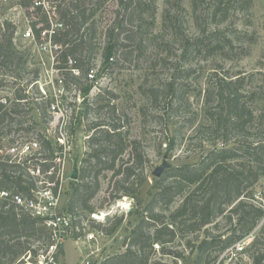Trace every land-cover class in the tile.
Here are the masks:
<instances>
[{"label": "rangeland", "instance_id": "374dc122", "mask_svg": "<svg viewBox=\"0 0 264 264\" xmlns=\"http://www.w3.org/2000/svg\"><path fill=\"white\" fill-rule=\"evenodd\" d=\"M144 1L150 3L151 7L142 14L144 19L140 21L144 28H147L141 43L139 40L132 42L126 49L125 57L118 54L115 56V61L110 60L108 66L104 65L102 53L105 33L110 22L116 17L113 10L117 8L116 2L110 0L107 4L108 11L106 9L102 17L99 16L102 12L97 13L95 17L97 20L100 19L97 39L100 47L96 50L90 65L98 68L96 80L82 81L86 86L83 89L81 85L78 88V85H74L75 82L70 81L62 86L56 77L49 85H46L45 79H42V86L47 92L45 97L41 85L34 83L40 76V66L32 57L33 44L22 36L29 21H38L40 14L32 8L24 9L20 0H0V40L6 30V22L16 26L18 34L15 33L14 43L18 49L24 51L27 60L24 71L20 73L11 71L10 65H3L0 60L2 82L0 100L21 94L26 97L23 102L29 101L23 109L27 112L23 115L27 121L22 125L14 123L10 126L13 131L4 137V153H0L9 152L25 158L27 155H20L21 143L28 137V142L42 143L39 136L51 141L54 157L50 156V158H53L54 163L57 164L61 155L64 161L60 200L64 210L68 211L67 205L78 181L72 179V174L75 168L80 171L82 160L86 157L87 138L92 132L89 131L91 121L106 118L108 123L116 122L112 111L115 105L118 109L116 115L121 112L124 114L123 120H126V115L131 119L125 127L129 130L131 138H138L142 142L145 157L144 173L147 180L139 195L141 201L129 195L112 199L107 189L109 186L110 191L113 189L116 178L112 177V172L109 171L106 172L107 177L101 176V189L88 202L92 210L109 211L108 216L102 217L105 218L103 221H93L92 212L83 208L84 210L80 212V220L75 222L80 230L84 227L82 230L84 233L93 231L100 234L99 244L93 245L94 248L98 246L100 251L98 255L88 257L91 264H100L109 256L127 250V236L140 220L147 216L144 212L146 204L158 191L176 181L172 176L164 178L165 173L171 168L165 170L160 178L153 175L154 169L162 164L166 154L168 162L173 165L172 168L188 171L199 164L210 151L224 146V138L217 136L216 122L211 115L219 104L216 93L221 78L235 81L234 87L244 95L242 100L246 102L252 113L253 120L248 128L250 135L234 137L229 144L239 146L242 143H251L253 146H259L260 151H255L256 157L253 162L262 167L259 170L261 176L252 189L253 199L250 198L248 201L264 210V148L262 147V144L264 145V0H249L248 3L246 0ZM45 3L50 9L48 1ZM220 5L222 11L217 10ZM225 8H228V11L225 12ZM168 13L173 17L170 18ZM166 16L169 17V21H166ZM172 21L180 28L175 30ZM215 31H219L224 47L216 50L214 54L208 55V51L205 50L207 48L199 53L191 47L187 49L186 39L193 41ZM230 39L233 47L227 45ZM183 70L189 71L182 72ZM170 82H175L174 92L167 87V83ZM156 86L170 92L168 96L162 92L161 106L158 102L153 103L149 93L150 88ZM100 93L103 94V98L99 96ZM56 94L62 100L64 118L55 119L49 108L48 116L43 118L38 110L39 105L46 99L51 100ZM90 106L92 111L86 116ZM16 117L20 118V115ZM23 128H33L25 138L21 135L27 133ZM18 129L23 131L18 133L16 132ZM128 157L127 152L124 155V165ZM241 158L253 159L242 156L237 160H242ZM36 179L38 182L50 181L45 174L40 177L36 175ZM195 186H187L185 192L178 195L170 205L162 202L155 213L169 217ZM231 208L232 206L207 226L212 234H227L236 228L237 215L229 212ZM231 214L233 223L229 218ZM118 217H122L123 221L112 234L102 233L94 226L98 223H101L102 227L111 226ZM106 220L107 223L104 222ZM177 220L178 224L175 225L177 236L174 241L164 243L157 240L161 244V250L166 247L172 253L153 252L149 264H155L160 260L171 264L195 263L198 251L197 248L193 251V247H197L206 238L205 229L198 234L191 233L185 226L184 217ZM84 223L86 225H83ZM256 236L261 238L259 247H264V217L245 237L252 238L253 242ZM167 238L169 237L166 236ZM76 239V236L66 239L58 254V264H81L86 258L89 252L88 245H82ZM33 244L35 248H40V254L32 258L29 254L23 264H40V261L42 264H47L42 256L47 247L45 242L39 240L34 241ZM220 246L207 252L206 258L210 262L205 264H210L215 257L225 252L221 251ZM256 248L257 246L254 247L251 243L236 259L233 261L227 259L224 264H254ZM145 251L148 252L149 249ZM174 254L179 256L175 257ZM217 262L218 259L212 264Z\"/></svg>", "mask_w": 264, "mask_h": 264}, {"label": "trees", "instance_id": "16d2710c", "mask_svg": "<svg viewBox=\"0 0 264 264\" xmlns=\"http://www.w3.org/2000/svg\"><path fill=\"white\" fill-rule=\"evenodd\" d=\"M38 1L42 0H20V4L27 10L34 8L40 14V19L32 23L37 35L40 34L37 25L41 24V29L48 27L52 13L55 19L63 23L64 27L54 37V41L62 45L63 48L58 57V67L62 70L65 82H75V86L78 85L80 88L79 85H81V88L84 89L86 86L82 81H85L87 70L91 66L96 50L100 47L97 41L100 19L97 20L95 17L99 12H102L100 17L104 15L110 0H47L51 10L42 4L35 5ZM113 1L117 5V8L113 10L116 17L106 29L102 53L106 66L109 65L111 57L114 58V61L118 54L125 57L126 49L132 42L135 43L139 40L141 43L143 41L147 28H144L140 21L144 19L142 14L151 7V4L144 0ZM246 2L248 3L249 0ZM218 9L222 11V6L220 5ZM226 11L228 8H225ZM168 16L173 17L170 13ZM168 18L166 16V21ZM106 23L108 24V22ZM173 25L175 30L180 28L174 22ZM5 28L0 40V60L4 63L3 65H10L11 71L23 72L27 60L24 51L18 49L14 43L16 26L6 22ZM185 44H187V49L191 47L198 53L207 48L205 50L208 51V55L214 54L216 50L224 47L219 31L205 34L193 41L186 39ZM227 45L233 47L231 39ZM70 58L76 60L74 67L81 70V76H75L70 70ZM188 71L183 70L182 72ZM218 82L219 90L216 96L219 104L211 115L216 122L217 136L224 138V146L216 147L210 151L199 164L188 171L177 168L168 170L164 178L172 176L176 178V181L158 191L146 204L144 212L147 213V216H144L127 236V250L109 256L100 264H149L154 252V243L157 240L164 243L173 242L177 236L175 227L178 224L177 219L182 217L185 218V226L191 233L198 234L205 229L206 238L197 247H193V251L196 248L198 251L194 264L209 263L210 261L206 258L207 252L218 245H221L222 252L225 251L238 240L247 236L264 217V210L248 201L250 198L253 199L252 189L261 176L259 170L262 167L253 162L256 157L255 151H260V148L251 143H242L239 146H230L229 144L234 137L250 135L248 128L253 120L252 113L246 102L242 100L244 95L234 87L235 81L221 78ZM1 83L0 81V86ZM167 87L174 92L175 82L167 83ZM162 92L165 96L170 95L168 90L163 91L160 87L150 88L149 93L153 103L158 102V105L161 106ZM102 95V93L99 94L101 98H103ZM115 98L116 96H114ZM23 99L26 97L20 94L14 98L7 96L8 104L0 100V149L4 147V137L13 131L10 126L14 123L22 125L27 121L26 118H23V115L27 113L23 109L29 101L23 102ZM50 104L51 100L46 99L39 105L38 110L43 118L48 116L47 109ZM11 106L13 107L11 108ZM117 110L114 105L112 111L116 122L108 123L106 118L91 121L89 131L92 132L87 138L88 151L82 160L77 185L67 205L68 212L76 218V222L80 220V212L84 210L83 208L95 212L88 202L100 191L101 176L107 177L106 172L109 171L112 172V177L116 178L113 189L110 191V186L107 189L112 199H120L129 195L141 201L139 195L147 180L144 173L143 145L138 138H131L129 130L125 129L131 119L126 115V120H123L124 114L119 112L116 115ZM91 111L92 107L90 106L86 116ZM17 115H20V118L16 117ZM32 129L23 128L27 133L21 134L22 137L25 138ZM21 130L18 129L16 132L20 133ZM39 139L42 141L43 148L40 156L19 160L7 153L0 154V190L30 194L31 189L35 186V177L29 172L31 167L40 168L41 173H46L53 168L52 173L46 175L50 182L56 184L55 189L58 190L61 184L59 176L61 166L58 163L55 164L53 158H50V156L54 157L51 141L40 136ZM26 141H29V137ZM262 147L264 148L263 144ZM127 152L129 157L124 165V155ZM242 156L253 157V159L241 158L242 160H237ZM41 159L47 161L44 162ZM51 159L52 161H48ZM177 178H179L178 181ZM190 185L196 186L169 217L155 213L162 202L170 205ZM5 203L0 202V264H23L29 254H31V258L34 255L38 256L40 248L34 247V241H44L47 246L46 253L51 244V237L40 220L17 209L15 205H10L5 209ZM231 206L229 212L237 215L236 228L227 234H212L207 226L215 222ZM229 218L233 223V215ZM122 221L123 218L118 217L111 226L102 227L101 223L94 226L98 227L102 233L112 234ZM152 229L154 230L152 231ZM166 236L169 238L166 239ZM260 239V236H256L252 242V246H257L254 264H264V247H259ZM146 249L149 251L146 252ZM161 251L163 254L172 253L166 247ZM174 256L178 257L179 255L174 254ZM218 258L219 256L215 257L210 264ZM155 264L171 263L160 260Z\"/></svg>", "mask_w": 264, "mask_h": 264}, {"label": "built area", "instance_id": "2783aa9c", "mask_svg": "<svg viewBox=\"0 0 264 264\" xmlns=\"http://www.w3.org/2000/svg\"><path fill=\"white\" fill-rule=\"evenodd\" d=\"M45 1L42 0L35 3V5L42 4L47 7ZM34 9V8H32ZM35 10V9H34ZM34 21L30 22L28 26L22 33V36L29 40L33 44L32 57L37 61L40 66V76L37 77L34 81L35 84L41 85L42 92L44 96L47 97V92L43 88L42 79H45V84L49 85L55 77L58 82L64 86L65 78L62 73V70L58 67V57L61 52L62 45L54 41L55 35L58 31L64 27L63 23L55 19L53 15L50 16V25L46 28L41 29V24L37 25V28L40 29V34L37 35L36 31L32 25ZM17 33V32H16ZM18 34V33H17ZM111 61H114V58H110ZM76 60L70 58L69 64L71 66V71L75 76H81V70L74 67ZM98 68L97 66H90L87 70L85 81L94 82L97 77ZM62 75V76H61ZM5 104H8L7 98L1 99ZM62 100L58 95H54V98L51 99V104L49 106V111L53 114L55 119H63L65 116L64 108L61 106ZM58 139L62 141V138L58 136ZM22 150L20 155H27V157H34L42 155V144L38 141L28 142L23 141L21 143ZM63 145V144H62ZM0 152H3V149H0ZM1 154V153H0ZM8 154H10L8 152ZM13 158H18L19 160L25 159L21 158L17 154H10ZM41 161H47L41 159ZM49 161V160H48ZM61 168L59 170V176L61 184L58 187V190L55 189L56 184L50 181L41 180L38 182L36 179L43 174H51L53 168L46 173H41L40 168L35 169L34 167L29 168V172L35 177V186L31 189L30 194H21L12 190H0V202H6L5 209L9 208L10 205H15L17 209L23 210L30 214L32 217H35L40 220L41 224L48 230L51 237V244L47 248V252L42 254L44 260L47 264H58V254L63 247L66 239L68 237H77L76 241L82 245H88L86 258L81 264H91V260L88 257L93 255H98L100 248L93 245L99 244V233L93 231L83 232L84 227L79 228V225H76V218L72 216L71 213L64 210V207L61 205V190L63 186V176H64V161H62L61 155L58 157L57 162ZM37 173V174H36ZM38 182V183H37ZM107 213V214H105ZM109 214L108 212H103V210L95 211L91 213L93 221L105 220ZM104 222H107L104 221ZM83 225H86L84 223ZM251 237V236H250ZM245 237L237 241L225 252L219 256L218 262L216 264H224L227 259L233 261L237 258L239 254H242L247 247L252 243V238ZM154 252H161V244L158 242L154 243ZM42 264V261H40Z\"/></svg>", "mask_w": 264, "mask_h": 264}, {"label": "water", "instance_id": "95a60500", "mask_svg": "<svg viewBox=\"0 0 264 264\" xmlns=\"http://www.w3.org/2000/svg\"><path fill=\"white\" fill-rule=\"evenodd\" d=\"M172 167H173V165L168 162V155L166 154L164 159H163L162 164L157 166L154 169L153 175L160 178L163 175V173L165 172V170L172 168ZM78 177H79V170H78V168H75V170L72 174V179L78 180Z\"/></svg>", "mask_w": 264, "mask_h": 264}, {"label": "bare ground", "instance_id": "6f19581e", "mask_svg": "<svg viewBox=\"0 0 264 264\" xmlns=\"http://www.w3.org/2000/svg\"><path fill=\"white\" fill-rule=\"evenodd\" d=\"M122 205H126L125 203H121Z\"/></svg>", "mask_w": 264, "mask_h": 264}]
</instances>
